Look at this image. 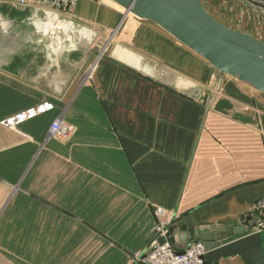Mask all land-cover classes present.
<instances>
[{
  "label": "crops",
  "instance_id": "crops-1",
  "mask_svg": "<svg viewBox=\"0 0 264 264\" xmlns=\"http://www.w3.org/2000/svg\"><path fill=\"white\" fill-rule=\"evenodd\" d=\"M201 1L264 41V0ZM91 36L80 60L59 47ZM45 103L0 125V264H142L158 207L178 249L254 231L264 93L157 24L112 0H80L67 16L0 0V121ZM60 116L69 138L50 134Z\"/></svg>",
  "mask_w": 264,
  "mask_h": 264
},
{
  "label": "water",
  "instance_id": "water-1",
  "mask_svg": "<svg viewBox=\"0 0 264 264\" xmlns=\"http://www.w3.org/2000/svg\"><path fill=\"white\" fill-rule=\"evenodd\" d=\"M125 12L151 21L225 75L264 93V41L216 19L201 0H112ZM171 229V224L168 227ZM200 238V235H196ZM201 241V240H200ZM165 243L164 237L159 238ZM204 264L239 256L244 264H264V238L251 232L222 242L202 241ZM184 254V251L177 252Z\"/></svg>",
  "mask_w": 264,
  "mask_h": 264
},
{
  "label": "built area",
  "instance_id": "built-area-1",
  "mask_svg": "<svg viewBox=\"0 0 264 264\" xmlns=\"http://www.w3.org/2000/svg\"><path fill=\"white\" fill-rule=\"evenodd\" d=\"M80 0H16L20 7H37L48 9L60 15L71 14ZM53 108L50 103L43 104L40 108L29 109L19 113L10 119L0 121V125L15 129L19 124L27 119L33 118L42 111ZM75 131V127L68 123L63 116L58 117L51 125L50 134L62 139L69 138ZM255 209L259 214L257 225L253 232L261 233L264 238V198L255 204ZM158 223L156 234L147 251L135 256L142 264H204L202 256L207 253L204 243L200 240L195 241L186 249H178L171 240V230L168 228L172 221V214L167 213L163 208L158 207L155 212ZM164 237L165 243H160L159 238ZM184 251V254L177 252Z\"/></svg>",
  "mask_w": 264,
  "mask_h": 264
},
{
  "label": "rangeland",
  "instance_id": "rangeland-1",
  "mask_svg": "<svg viewBox=\"0 0 264 264\" xmlns=\"http://www.w3.org/2000/svg\"><path fill=\"white\" fill-rule=\"evenodd\" d=\"M97 40L98 39H94L91 36L90 38H86L85 41L84 42H81V43H79V39L74 40V44H70V41H64V42H62V44H59V47H61L62 50L63 49H71V48H73L74 51H75V53H74L75 60H80L81 59V56L83 55L82 52H86V51L89 52V48L92 47ZM71 45H73L74 47L68 48ZM100 46H104L103 42H101V45ZM104 50H105V48L103 49V51ZM91 56H94V55L91 54ZM96 56L98 57V54H96ZM91 67H92V65H91ZM94 68H95V66L92 67L91 72L88 74V77L89 78L91 77V74H92V71H93Z\"/></svg>",
  "mask_w": 264,
  "mask_h": 264
}]
</instances>
